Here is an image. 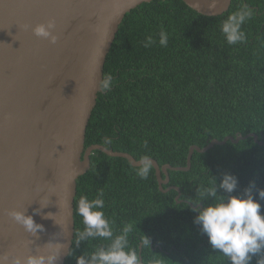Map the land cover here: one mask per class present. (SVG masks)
<instances>
[{
  "label": "trees",
  "instance_id": "obj_1",
  "mask_svg": "<svg viewBox=\"0 0 264 264\" xmlns=\"http://www.w3.org/2000/svg\"><path fill=\"white\" fill-rule=\"evenodd\" d=\"M245 8L253 10L241 27L245 38L229 44L222 25ZM161 31L168 37L166 47L159 44ZM148 37L154 42L145 47ZM108 77L112 86L98 95L86 148L100 144L136 160L148 155L160 166L185 167L193 145L204 148L213 140L249 134L263 144L250 137L195 152L191 169L169 171L170 182L163 187H178L182 202L176 190H160L154 167L141 179L127 159L95 151L90 169L77 181L75 236L65 264L111 243L89 238L76 245V234L84 229L76 211L79 200L101 192L114 235L132 226L128 245L141 264H229L193 222L197 213L189 203L230 173L239 180L233 195L254 182V198L264 213L258 195L264 189V0H233L219 16H204L183 0L143 3L119 26L104 67ZM262 257L264 252L254 255L250 264Z\"/></svg>",
  "mask_w": 264,
  "mask_h": 264
},
{
  "label": "water",
  "instance_id": "obj_2",
  "mask_svg": "<svg viewBox=\"0 0 264 264\" xmlns=\"http://www.w3.org/2000/svg\"><path fill=\"white\" fill-rule=\"evenodd\" d=\"M151 1L0 0V257H8L6 264L40 254L65 264L75 236L77 181L90 169L95 151L136 167L139 160L131 154L100 144L86 148L85 140L119 26ZM183 1L204 16H219L233 0ZM49 20L55 22L56 43L32 31ZM250 137L263 144L249 134L213 140L204 148L193 145L185 167L160 166L151 158L160 190H176L182 202L178 187L163 189L169 171L188 172L195 152ZM11 210L25 211L43 225L38 238L9 216ZM49 213L52 218H46Z\"/></svg>",
  "mask_w": 264,
  "mask_h": 264
},
{
  "label": "clouds",
  "instance_id": "obj_3",
  "mask_svg": "<svg viewBox=\"0 0 264 264\" xmlns=\"http://www.w3.org/2000/svg\"><path fill=\"white\" fill-rule=\"evenodd\" d=\"M252 12V9L245 8L227 18L222 25V33L227 43L236 44L244 40L241 27L247 19L251 18ZM54 29V20H49L36 25L32 31L35 36L56 43ZM159 36V44L166 47L168 43L166 32L161 31ZM153 42L152 37H148L145 47ZM111 86V77L102 79L100 82L103 91L109 90ZM136 167V175L141 179H147L153 167V161L150 156L144 155ZM238 183V177L225 173L219 184L215 179V182L199 193L200 200L192 203L195 206L191 210L197 213L193 222L199 225L201 232L208 237V243L213 250L226 257L229 264H250L254 255L264 252V213L261 212V203L254 198V182L244 189L243 194L233 195ZM258 195L260 200H264V189H259ZM102 197L101 192L92 200L87 197L80 198L76 211L82 217L84 229L76 234V245L79 246L81 242L89 238L110 240L111 243L107 247H98L90 254L79 256L76 264H140L137 255L128 245L127 235L132 226L125 225L121 234L114 235L111 223L102 211L105 207ZM202 202L206 203L200 207ZM35 211L39 213L40 209ZM52 215L49 213L46 218H52ZM9 216L32 236H37L38 231L44 230L43 225L37 224L33 216L26 215L25 211L11 210ZM147 243L151 244L150 239ZM56 258L55 255H30L23 260L19 257L14 258L13 264H54ZM7 260V256L0 257V264H6ZM257 264H264V257Z\"/></svg>",
  "mask_w": 264,
  "mask_h": 264
}]
</instances>
